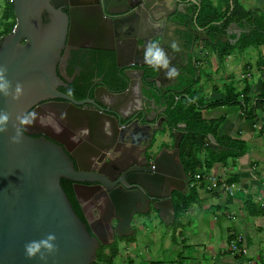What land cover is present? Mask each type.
<instances>
[{"label":"water","instance_id":"1","mask_svg":"<svg viewBox=\"0 0 264 264\" xmlns=\"http://www.w3.org/2000/svg\"><path fill=\"white\" fill-rule=\"evenodd\" d=\"M148 1L139 0L135 3L134 0H114L113 3L116 7L132 4L137 9L148 11ZM190 1L201 3L200 0ZM159 3L161 0H151L150 7ZM12 4L16 25L11 34L0 40V64L9 69L8 78L12 81L13 91L19 82L24 85V94L19 100L0 94V111H6L11 118L8 131L0 133V264H44L39 256L35 259L27 258L24 246L31 240L46 237L50 232L57 236L58 250L48 254L47 264H95L98 250L101 246L112 244L115 233L120 238L132 235L133 216L147 210H141L138 206L147 207L143 197L148 192L150 199H159L154 204L159 219L169 226L174 224L171 192L183 191L188 177L179 159L183 132L174 129L172 153L164 149L160 154L152 155V164L147 173L149 185L141 180L130 182L121 179L114 182L110 167L116 166V163L107 159L109 149L84 143L81 144L83 154L80 156L75 149V131L70 123H83L86 118L93 129L101 126L111 128L114 126L112 122L117 123L118 119L123 118L117 111V103L128 94H117L105 87H102L101 92L96 90L94 100L102 105L103 110L96 111V117L91 118L78 109L81 104L73 105L70 98L57 90L59 86H65L58 67L59 64L64 66L62 55L68 52L72 37L85 33L89 27L90 30L94 28L96 34L98 31L104 32L106 40L115 45V39L126 35L122 36L121 32L124 29L131 31L132 27L135 33L124 38V41L134 51L141 48L137 40L143 41L144 47L147 45L145 39L136 36L137 26L141 29L145 26L137 22L131 26L130 19L126 15L123 18L125 13L112 12L107 1L102 3L103 9H100L97 16L100 21L106 20L105 30L95 18L85 17L82 9V12L79 10L74 13L71 9L65 13L62 8L68 6L66 2L12 0ZM115 15L122 17L112 19ZM162 27L165 30L151 28L158 33L149 35V41H159L173 64L172 57H175L176 51L171 48L174 33L172 24L165 21ZM197 31L202 29L199 27ZM204 40L212 43L209 36H205ZM192 41L194 43L195 38ZM219 41L225 40L217 39L213 44L216 45ZM100 49L120 53L113 47ZM135 64L142 66L140 63ZM156 72L158 82L166 72L165 69ZM52 99H61L63 102H48ZM28 112L38 114L36 122L23 126L21 142L12 143L11 137L21 128L18 117ZM62 113H66V117ZM47 116H53L58 121L56 127L41 123V119ZM35 127L40 131L32 130ZM39 134L42 136L35 137ZM94 134L93 140H90L92 144L99 140L110 144L104 135ZM202 138L203 136H199L198 139ZM112 140L115 141L114 138ZM86 163L91 166L87 168ZM62 180L74 184V192L81 206L83 198L85 201L103 203V207H100V225L103 222L100 231L91 222L89 230L62 187ZM90 185L96 187L92 188ZM161 190L165 193L161 194ZM97 192L99 194L95 195ZM113 220L118 221L115 229L112 228Z\"/></svg>","mask_w":264,"mask_h":264},{"label":"flooded vegetation","instance_id":"2","mask_svg":"<svg viewBox=\"0 0 264 264\" xmlns=\"http://www.w3.org/2000/svg\"><path fill=\"white\" fill-rule=\"evenodd\" d=\"M58 1L62 3L66 2L68 5L62 8L65 13L70 12L71 9L74 13L82 9L85 17L90 16L91 18H95V20L103 26L104 30L106 29L104 26L106 20L100 21V19H97V16L99 12H101L100 9H103L102 3L107 1V5L111 8L112 12L125 13L123 18L126 15L130 19L131 26H133L135 22L145 26L143 29L137 26L136 36L142 37L147 43L149 42V35L158 33L157 30L153 31L151 29L156 27L154 25H159L158 29L163 30V22L167 21V24H172L174 31L172 41H175L180 49V51L175 52V57H172L173 65H175L179 71L178 76L172 79H167L164 75L158 82L156 81L158 73L155 69L149 67L144 60L145 47L143 46V41L137 40L139 47L143 49L136 48L134 51H131V46L125 43L124 38H128L135 33V31H132V27L131 31L129 29H124V31L121 32L122 36L123 34L126 35L123 38L115 39V45H111L110 42L106 40L103 35L104 32L98 31V34H96L94 28L90 30L88 27L85 33L72 37V44L68 52H64L62 55L64 66L61 67L59 64L58 67V73L62 76L61 80L64 81L63 83L65 84V86L58 87V92L70 98L72 100L70 103L73 105H76V103L81 104L78 109L81 110V113L84 111L86 117L95 118L96 111L103 110L102 105L94 100V92H96V90L101 92L102 87H105L109 91L117 94H128L127 97L120 99L117 103V111L123 118L118 119L117 123L112 122L114 126L111 128L101 126L97 129H93L86 118L83 123H79L76 120L75 123L71 122L70 127L75 131L73 142L76 143L75 149L80 156L83 154L81 144L84 143H87L88 146L96 145L94 147L99 145L102 149L108 148L109 155L107 159L112 163H116V166L110 167V174L115 178L114 182H118L121 179L126 181L129 180L130 182L141 180L146 181L149 185V174L147 173L149 171V166L152 164V155H154V153L160 154L164 149L168 153H172L174 150L175 138L173 131L178 127L172 128L169 125L170 120L168 111L171 98L175 95L182 96V90H190L191 88L192 90H194V88L199 89V86H197L198 84L194 82L195 77L193 76V71H195L194 69L198 70L200 68L201 62L200 60H196L197 58L194 59L193 56L195 49H197V43L203 44L205 42V36H209V31L207 29L200 27L202 31H197L199 28L197 17L202 0H200V4L192 3L190 0H161V3L154 5V7H150L151 0H149L147 4L149 6L148 11L145 9H137L132 4L116 7L113 3L114 0ZM134 1L136 3L139 0ZM104 16L107 15L104 14ZM121 17V15H115L112 19ZM178 27H181V29H178ZM193 38H195L194 43L192 41ZM217 39L223 38L217 37ZM211 41L214 43L212 39ZM104 47H113L115 51H120V53L116 54V52L113 51L100 49ZM135 63H140L142 66H138ZM165 72H167L166 69ZM68 89L72 90V95H68ZM48 102L56 103L63 101L61 99H52ZM73 109L74 108H72V110ZM99 114H102V112H99ZM102 117L103 116H101V119H103ZM57 122L58 121L53 116H47V118L43 119L42 124H49L54 128ZM32 130L40 131L38 127ZM181 132H183V138L180 145L179 159L183 164L182 145L184 143L190 144V142L201 144L204 141L207 142V139L204 137L198 139L199 136L203 135H195L194 133L189 134L184 128L181 129ZM94 133L100 136L104 135L105 139H108L110 144L104 141L102 142L101 140L97 142L94 141L92 144L90 140H93L92 137L95 135ZM41 136L42 135L39 134L35 137ZM113 138L115 139L114 142L112 140ZM168 139L171 141L170 146H167V143H169ZM207 144L211 147L210 143ZM212 149H215V146ZM85 166L89 168L91 165L86 163ZM188 177L186 187L183 191L187 189ZM69 184L71 185V192L68 195L69 197L73 195V198H70L73 204L74 202L77 204L76 209L80 212L82 216L81 219L88 227L91 222L100 231L103 225V222L102 225H100V220L102 219L100 207L101 205L103 207V203H97L93 200L85 201L83 198V201L81 200L83 205L81 206L74 192V184L71 182H69ZM90 186L92 188L96 187V185ZM117 187H119V185ZM161 191H159L161 194L165 193L164 190ZM183 191L171 192L174 212L175 196L177 193L182 194ZM98 194L99 192L95 195ZM144 197L143 199L146 201L147 207H145V205H139L138 207L141 208V210H145V208H147V210H145L144 213L134 214L132 222L137 217H143V215L150 216L151 214H157L159 217V213L154 210V204L157 203L159 199H150L149 192L144 193ZM117 222V220H113L112 228L115 229ZM104 230L106 231L105 228ZM117 240L120 241V237L115 233L114 242H117Z\"/></svg>","mask_w":264,"mask_h":264},{"label":"crops","instance_id":"3","mask_svg":"<svg viewBox=\"0 0 264 264\" xmlns=\"http://www.w3.org/2000/svg\"><path fill=\"white\" fill-rule=\"evenodd\" d=\"M240 1L250 12L259 15L264 14V0ZM215 5L219 12H223L224 6L222 2L216 0ZM245 24L246 22H242L240 24L242 26H240L236 22H231L226 28L225 35L222 37L225 41L219 42H228L231 45L237 44L241 35L249 31V29H246ZM207 43L209 44L206 40L203 44L197 43V49H195L193 56L194 59L197 58L196 60H200L201 62L200 68L198 70L194 69L196 76L199 78L198 86L201 84L202 74L207 76V81L211 84L213 77H211L210 73L204 72L208 68L215 69L218 74L222 73V75L215 74V81L232 79L234 75L231 70L229 73V69L231 68L228 65L231 61L235 62V60L241 59L242 72L240 73V80L241 77L249 73L252 74L253 78L247 81L254 98L260 94H264V83L260 82V73L264 72V46L251 47L247 50L236 49L234 53L224 60H220L217 52L213 51ZM212 57L214 58L212 59ZM210 62H212V65L214 64L212 67ZM218 69L220 70L218 71ZM226 71H228V74ZM255 74L258 77L254 79ZM242 83L240 88H238L239 91L243 90L246 86L244 82ZM206 88L208 87L203 85L199 86V89L194 88L196 93L204 100L203 104L205 105L224 100L228 93L219 90L215 86L211 90ZM186 90H182L181 94L183 96L189 92V89L188 92ZM207 90L211 92L207 94ZM258 107H261L260 104ZM259 108L256 110V118L254 120L245 118L243 109L239 106H222L214 109L200 110L203 119L206 121H216L224 118L220 126L219 136L245 141L248 151L241 158L236 160L229 159L225 166L223 164H215L208 172L206 170L200 171L198 174L202 178L197 182L196 180L192 181V176L188 175L190 177H188V186L182 192V195L187 194L191 190L189 179L194 185H204L202 189H198V192L201 201H206L209 204L208 206L205 205L204 209L210 212V217H212L213 221L211 223V220L209 221L208 219L206 224L207 226L209 225L211 231H214L215 228L217 230L215 237L212 236L209 243L206 241L207 244L193 240L191 244H187L188 246L182 247L186 253H189L191 264H201L200 259H192L190 255L195 252L194 250L202 248L209 255H207L208 257L205 256L206 254L204 255L202 264H264V110ZM177 127L181 131V129L186 128V125L180 123ZM206 139V143H210L212 148L214 146L217 148L214 138L207 137ZM168 141L170 140L168 139ZM232 178H236L237 182L228 184L226 180ZM230 187L232 188V193L228 190ZM189 210H191V207ZM184 214L183 212L180 216L178 215L179 224L177 229L183 228L181 226L184 224ZM191 214L193 215L194 213ZM202 215L205 218L208 217L204 213ZM191 218L196 217L193 215ZM191 223L186 222L185 224L188 226ZM132 233L134 234V232ZM182 233H180V236H182ZM171 237L174 240L172 241L177 243L175 236ZM237 237L240 238V243L237 242ZM123 244L125 243L123 242ZM234 246L237 248L235 252L232 250ZM241 249L245 252H241ZM168 259L172 260L168 262ZM179 259L180 261H178ZM182 259L181 256L167 258L164 255L161 262L164 264H184Z\"/></svg>","mask_w":264,"mask_h":264},{"label":"trees","instance_id":"4","mask_svg":"<svg viewBox=\"0 0 264 264\" xmlns=\"http://www.w3.org/2000/svg\"><path fill=\"white\" fill-rule=\"evenodd\" d=\"M216 0H202V4L198 13L197 23L199 27L207 29L209 31L210 38L214 41L217 37H223L226 33V28L231 22H236L239 25L242 22H246V29H249L247 33L241 35L237 44L231 45L227 43L218 42L217 45L212 43L208 46L216 51L220 60H224L226 57L234 53L236 49L247 50L251 47L264 46V14H254L247 10L240 0H219L224 6L223 12H219L215 5ZM3 18L0 19V40L7 35L11 34L16 25V19L14 14V8L12 0H7L2 11ZM242 26V25H240ZM194 82L199 83V78L196 76V71H193ZM242 80V79H241ZM248 79L242 80L246 86L243 90L239 91L237 88L228 89L224 100L211 102L208 105L203 104L204 100L196 93L192 88L186 90L188 93L185 96L175 95L171 98L169 103V125L172 128H177L178 124L184 123L186 125L185 130L190 134L203 135L212 137L215 139L217 148L212 149L205 141L201 144L190 142V144L184 143L182 145V161L184 169L187 175L192 176L198 174L200 171H210L215 164L227 165L229 159L236 160L243 157L247 151L248 146L245 141L232 139L230 137L219 136L220 126L224 121V118H220L216 121H206L200 110L214 109L216 107H235L239 106L243 109V114L247 119L256 118V110L260 104V108L264 110V94L259 96H253L250 87L248 86ZM264 85V84H263ZM195 86V85H193ZM261 102V103H260ZM251 104V105H250ZM250 105V109H249ZM207 152V158L201 160L200 153ZM192 181H189L190 184ZM197 182V181H196ZM228 184L237 182L236 178L227 179ZM64 190L70 194L71 185L69 182L62 180L61 182ZM204 185H194L190 187L191 190L187 194L182 195L177 193L175 196V212L176 222L174 223V229H177L179 224L178 215L186 213L187 210L194 204L201 202L198 189L203 188ZM72 194V193H71ZM73 198V195L70 196ZM73 200V199H72ZM75 211L82 218L80 212L77 211V204L74 202ZM121 241L127 240L131 242L130 237L120 238ZM106 249L109 254H106ZM119 254V242H114L110 246H101L97 253V259L95 264H114L115 258ZM151 264H164L163 262H156Z\"/></svg>","mask_w":264,"mask_h":264},{"label":"rangeland","instance_id":"5","mask_svg":"<svg viewBox=\"0 0 264 264\" xmlns=\"http://www.w3.org/2000/svg\"><path fill=\"white\" fill-rule=\"evenodd\" d=\"M6 1L7 0H0V19L3 18L2 11L6 4ZM213 58L214 57H212V59ZM210 64L211 67L214 65H212V62H210ZM228 66H230L231 68L229 69V73L231 70L234 75L232 79L215 81V74L222 75V73L218 74L216 73L217 71H215V69L208 68L206 69V71L204 70V72H206L207 74L210 73L211 77H213V80L211 81V84H209V81H207L206 78L207 76H205V74H202L201 84H199V86H206L208 87L206 89L209 90H211L215 86L219 90H223L224 92H226L229 88H240V85L243 84L242 80H240V73L242 72L241 59H237V61L235 60V62L231 61ZM219 70L220 69H218V71ZM226 72L228 74V71ZM256 77H258L257 74H255L254 79ZM209 90H207V94L211 92H209ZM168 142L169 143H167V146H170L171 141ZM207 155V152H203L202 154H200L201 160H205L207 158ZM205 205L208 206L209 204L206 201H201L200 203H196L191 206V210H187V212L183 216L184 224L181 226L183 227L182 229H174V224L169 226L161 222L157 214H151L150 216L143 215V217L141 218L137 217L131 224L132 230L134 232V234L132 233V235L129 236L131 238V242L129 243L127 242V240H125V244H123V241L117 240L119 242V254L115 258L114 264H151L161 262L164 255L167 258L171 256H181L183 258L182 262L184 264H191L192 262H190L189 253H186L185 250L182 249V247L185 245L188 246L187 244H191L193 240L203 242V244H207L210 242L212 236L215 237L217 232L216 228L214 229V231H211L209 225L207 226L206 224L208 219L209 221L211 220V223L213 221L212 217H210V212L205 211ZM201 212L206 214L208 217L205 218ZM191 213H194L193 215L196 218L192 219L191 217H193V215ZM186 222L192 223L187 226V224H185ZM181 232H183L181 234L182 236H180ZM173 235L175 236L177 243L173 242L174 240L171 237ZM194 251L195 252L191 253L190 257H192V259H200L201 264L204 260V255L206 254V257L209 256L208 253H205L206 251L204 248L196 249ZM105 252L106 254H109L107 249ZM199 252L203 254H200ZM169 260L172 259H168L167 261L169 262ZM178 261H180V259Z\"/></svg>","mask_w":264,"mask_h":264},{"label":"clouds","instance_id":"6","mask_svg":"<svg viewBox=\"0 0 264 264\" xmlns=\"http://www.w3.org/2000/svg\"><path fill=\"white\" fill-rule=\"evenodd\" d=\"M159 27V25H154ZM173 51H180L178 44L174 41L171 45ZM144 60L150 67L156 71L166 69L165 77L172 79L178 76V68L171 63L165 48L157 40H151L147 43L144 49ZM9 69L6 65L0 64V94L4 97H11L13 100H19L24 94V85L17 82L13 91L12 81L8 78ZM68 95H72V90L68 89ZM66 117V113H62ZM38 114L35 112H28L21 117H18L21 128L17 129L16 134L11 137L12 143H20L22 139L23 126L32 125L36 122ZM10 115L6 111H0V133L8 131L10 123ZM41 123L43 120L41 119ZM57 236L55 233H48L46 237L31 240L25 244V255L29 259H35L39 256L40 260L47 264L48 254H53L58 250L56 244Z\"/></svg>","mask_w":264,"mask_h":264},{"label":"built area","instance_id":"7","mask_svg":"<svg viewBox=\"0 0 264 264\" xmlns=\"http://www.w3.org/2000/svg\"><path fill=\"white\" fill-rule=\"evenodd\" d=\"M252 78H253V76L250 73L247 74V75H245L244 77H241L242 80H245V79L251 80ZM260 82L261 83H264V72L263 73H260ZM193 178H194V180L198 181V180H200L202 178V176L200 174H196V175H194ZM213 183H214V181H213ZM193 186H194V184L191 182L190 187H193ZM228 190H229L230 193H232V188L231 187ZM236 240H237L238 243H240V238L239 237H237ZM236 249L237 248L235 246L232 248V250L234 252L236 251ZM241 252H245V251H243L241 249Z\"/></svg>","mask_w":264,"mask_h":264}]
</instances>
